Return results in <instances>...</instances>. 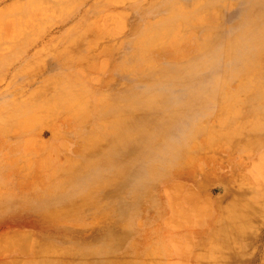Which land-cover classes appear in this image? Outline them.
I'll use <instances>...</instances> for the list:
<instances>
[{"label": "rangeland", "instance_id": "374dc122", "mask_svg": "<svg viewBox=\"0 0 264 264\" xmlns=\"http://www.w3.org/2000/svg\"><path fill=\"white\" fill-rule=\"evenodd\" d=\"M248 1L258 0H219L209 10L205 0H0V264H264V246L253 242L264 226V106L251 109L246 81L231 83L227 104L208 98L183 113L174 137L138 163L150 171L167 154L155 186L134 193L135 203L127 205L132 193L120 185L122 207L103 190L90 192L96 205H73L90 189L86 167L64 185L85 161L83 134L111 135L106 103L117 102L125 119L133 100L121 98L123 88L167 96L166 79L199 57L198 45L215 39L219 51L237 34L247 41L264 15L259 0L244 20ZM169 15L191 21L179 19L167 37L158 26ZM61 83L72 96L59 114L56 102L41 99ZM189 98L170 96L160 116L174 117L176 102ZM133 170L127 161L119 172L131 182ZM243 202L248 210L234 224L226 210Z\"/></svg>", "mask_w": 264, "mask_h": 264}, {"label": "bare ground", "instance_id": "6f19581e", "mask_svg": "<svg viewBox=\"0 0 264 264\" xmlns=\"http://www.w3.org/2000/svg\"><path fill=\"white\" fill-rule=\"evenodd\" d=\"M218 1L219 0H205L204 8L209 10L210 6L207 5H214ZM259 3H261L259 0L248 1L246 3V9L243 12V16L245 17L244 20L250 18L251 9ZM202 9L203 6L201 3L200 12L197 13V18H199V20L202 19ZM185 13L187 12L185 11ZM198 14L201 15L199 16ZM187 16L188 15H185L184 17H179L176 19L175 17L169 15L162 19L158 27H160L163 33H167V37H170L175 32L177 21H179V19L183 23L191 21V18L189 19ZM251 30V37H249L247 41L241 40L240 35L237 34L228 39L226 44L224 43L226 47L220 49L219 51L215 49L219 42L215 39L210 41L212 43L208 42L206 46L198 45L197 47L199 57L189 60L185 65L178 67L176 69L175 76L173 77L174 80L170 81L166 79L167 96L164 93L165 98L164 95H160L162 93L153 90L150 91V89L139 91L133 87H130V90L126 92L123 90L124 88L120 90L121 98H129L130 100H133V102L128 104L129 108L127 111L129 110V116L127 114L125 119L124 117L118 118L116 116V113H118L120 110L117 102L106 103L103 110V118L107 120L108 123H111L113 127L111 135L109 134V136L104 139L94 138V140L90 134L91 131L87 132L85 135L83 134L82 138L85 140V144H88L85 146L83 151V157L85 158V161L82 162V164L71 167L73 170L71 172V177H67V181L64 183L66 187L69 186L70 182H72V177L75 172L80 170L82 167H86L89 175L88 188L90 189L87 190L85 194L81 192L80 198L76 199L75 202H73V205L76 204V206L78 205L85 207L96 205L98 200L93 198V193L90 192L92 190H103L105 194L108 191L111 192V195L109 194L106 198L110 197L111 199L114 197L113 203L115 206H117V204H121L122 207V205L128 200L123 199L118 201L120 185H123V189L129 187L130 193H132L128 198L129 203L127 205H131L130 203L132 202L135 203V200L138 197L134 193L141 192L144 187H150V185L153 187L155 186L150 179H153L159 175L160 172H157V170L161 172L164 171V166L167 165V154H161V157L158 159V161L154 162V166L150 171L146 170L145 167L137 166L138 163L149 158L158 149L157 147L160 148L162 144L164 145L174 137V132L171 133V131L176 129L179 124L185 120L183 113L185 111L187 112L189 107L194 106L196 102L204 101L210 98L213 99V101L215 100V102L227 104V99H230L232 96V91L230 90L232 82L236 83V85H240L246 81L245 84H247L250 89V99L252 101L250 104L251 109L254 107H263L264 92L260 89L264 86V66L261 63L262 54L264 52L260 47V36L264 35V15L261 17L260 21L252 27ZM176 40L177 39L169 38L168 42L171 43ZM76 43L77 42L72 43L73 45L71 46H74ZM208 46L212 47L208 48ZM66 84L68 83L58 84V86H55L54 90L52 91L49 89V92L44 95L46 96L45 99L42 98L41 102H46V100L53 103L56 102L60 106L61 111L58 112L59 114L70 111V107L67 105V102L72 94L69 97L70 92L66 89ZM147 88H152L151 84H149ZM53 93L55 94V97H53ZM177 94L188 96L192 101L189 102L188 99H185L188 101H177L174 109V117L168 116L165 118V116H160L162 113L167 111L168 98ZM210 105L211 104H207L205 107H210ZM196 106H200V104H197ZM249 109H246V111H250ZM133 111L136 113L134 114ZM141 111L144 113L139 115ZM11 119L12 116L9 117L6 123L10 122ZM137 122H141V124L138 125V129L132 133L129 132L128 127ZM219 122L220 118L217 120V123ZM194 128L196 127L194 126ZM182 132L184 133V131ZM188 132L189 129H187V133ZM187 133L185 131L184 135H186V137L184 140H187V135L189 134ZM260 142L264 143V140H260ZM89 143L93 144V146H91ZM184 145L185 143L177 147V149L173 152H178L184 147ZM126 160L128 161L129 167L134 169L132 175L134 178H136V180L131 182H129L127 179L128 173L125 172L127 171L126 166L124 167V172H119L120 165L122 163H126ZM96 171H101V175H99L98 180L95 175ZM1 185L2 182L0 181V187ZM86 186L87 185H84V187ZM184 196L189 197V195L185 194ZM190 196L192 197V195ZM43 201L44 199L37 201L34 204L35 206H39L40 203H43ZM115 209H117V207ZM244 209L248 210L247 204L245 202L241 203V206L237 207L236 209H227L228 211L226 210V216L232 223L237 224L238 213L240 216V212ZM81 210L82 209L80 208H76L69 212L79 213ZM220 217H222V213L219 214L217 218ZM233 228L236 229L234 234H242V228L239 225H235ZM18 238L19 235L17 238L16 236L14 238L12 237V240H17ZM253 240V242L256 243L255 249L264 246V226L258 233H256ZM19 242L16 241L18 244ZM94 251H99L101 253L105 252L103 248L98 246L94 247ZM252 262L253 261H251V263ZM43 264L54 263L47 261Z\"/></svg>", "mask_w": 264, "mask_h": 264}]
</instances>
